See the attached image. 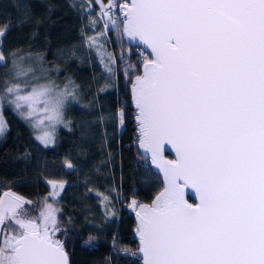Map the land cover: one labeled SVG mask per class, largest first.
Listing matches in <instances>:
<instances>
[{
  "label": "snow or ice",
  "instance_id": "snow-or-ice-1",
  "mask_svg": "<svg viewBox=\"0 0 264 264\" xmlns=\"http://www.w3.org/2000/svg\"><path fill=\"white\" fill-rule=\"evenodd\" d=\"M100 7L119 30L109 15L118 7L123 35L151 49L132 82L140 147L164 179L150 206L132 202L144 264H264V0H101ZM5 33L6 26L0 41ZM23 61L0 50V134L5 104L26 108L25 119L43 113L33 126L47 120L51 128L66 123V101L76 98L74 86L31 84ZM53 133L37 139L48 145ZM165 144L176 159L164 158ZM187 187L198 204L185 199ZM63 189L53 183L48 198ZM26 205L35 207L0 195V264H69L55 238L57 209L46 203L32 216Z\"/></svg>",
  "mask_w": 264,
  "mask_h": 264
},
{
  "label": "trees",
  "instance_id": "trees-1",
  "mask_svg": "<svg viewBox=\"0 0 264 264\" xmlns=\"http://www.w3.org/2000/svg\"><path fill=\"white\" fill-rule=\"evenodd\" d=\"M100 3L0 0V30L6 26L0 50L6 57L16 52L24 61L39 60L43 81L74 86L76 96L68 98L67 124L56 129L51 146L41 145L29 125L4 105L0 195L13 190L25 196L35 205L28 206L32 216L46 203L55 206L61 229L55 238L69 264H141L135 238L139 208L132 202L152 204L162 188L140 149L131 100L132 82L142 74L147 53L123 35L119 8L109 13L120 24L117 30ZM66 49L73 51L60 58ZM4 79L0 69V90ZM51 181L64 184L55 199L48 198Z\"/></svg>",
  "mask_w": 264,
  "mask_h": 264
},
{
  "label": "rangeland",
  "instance_id": "rangeland-1",
  "mask_svg": "<svg viewBox=\"0 0 264 264\" xmlns=\"http://www.w3.org/2000/svg\"><path fill=\"white\" fill-rule=\"evenodd\" d=\"M109 4H112V0H108V1L105 3V5H109ZM110 16H111V15H110ZM105 17H106L107 20L109 19L108 16H105ZM81 48H82V46H79L78 49H81ZM72 51H73L72 49H66V50H64V51H62V52H60V53H58V55L60 56V58H63V57L68 56ZM67 54H68V55H67ZM23 63H24V66H25V67L30 66L31 69H32V72H30L29 75H28L27 77H25V79H28L29 82H30L31 84H33V85H41V84H47V83H48V82L43 81V79H42L43 74H42V72H41V70H40V69L42 68V66H41V62H39V60L36 59V60H34V61H32V62L23 61ZM54 83H55V82H54ZM55 84L58 85L60 89H64L65 86H66V85H59V84H57V83H55ZM69 89H70V87H69ZM66 102H68V101H66ZM66 104H67V103H66ZM5 105H6V104H5ZM6 106H7L8 108L12 109L13 111H15V112H16V113H17V114H18V115H19V116H20V117H21V118H22V119H23V120L29 125V127H30V128L33 130V132H34L36 139H37V136H38V135L42 134V131H44V130H47V131H53V129H54V133H53V135H54V140H55V132H56V129H57L58 127H60V126H66V124H67V121H66V119H65V122H66V123H56V124H53V126H52L51 128H49L48 125L51 124L52 122L45 120L44 125H40L39 127H34L33 125L36 124V123L39 121V119L42 117L43 113H41V112L38 111L36 115H33V116L28 117L27 119H25V118H23V117L21 116L20 113H21L22 111L26 112V111H27L26 108L17 110V109H15L13 106H9V105H6ZM39 107H42V105H40ZM65 109H66V107H65ZM65 109H64V114H65ZM64 116H65V115H64ZM3 118H4V116H3ZM4 120H5V118H4ZM4 133H5V132H4ZM4 133H3V134H4ZM3 134H0V137H1ZM54 140H53L52 143H50V144H48V145H45V144L41 143L40 140L37 139V141H38L41 145H43V146H51V145L54 143ZM53 183L59 184L58 182H52V181H51V182L49 183V185H50V187H51V192L53 191ZM6 192H12V193L16 194L17 196H20V197H23V198L27 199L25 196H23V195H21V194L15 192V191H13V190H8V191H6ZM55 198H57V197H54L53 199H55ZM27 200H29V199H27ZM52 206H53V205H52ZM25 207H28V206H25ZM53 207L56 208L55 206H53ZM138 211H139V209H138Z\"/></svg>",
  "mask_w": 264,
  "mask_h": 264
},
{
  "label": "water",
  "instance_id": "water-1",
  "mask_svg": "<svg viewBox=\"0 0 264 264\" xmlns=\"http://www.w3.org/2000/svg\"><path fill=\"white\" fill-rule=\"evenodd\" d=\"M127 2H130V0H124V2L121 5H123L124 3H127ZM119 11H120V9H119ZM120 14H121V16L124 19L123 12L120 11ZM135 42H136L137 46L140 47L145 53L149 54L151 52V49L147 48L146 45H144L143 43L139 42L138 38L135 40ZM142 74H143V72H142ZM131 100H132L133 106L135 108V113L137 115L138 109L135 106L132 88H131ZM138 136H140L139 131H138ZM140 149L144 153V156L146 158L150 159L153 172L156 173L159 176V178H160L162 188H161V190L159 192H161L163 190V187H164L163 173H162V171L155 164L152 163L151 153L150 152H147L144 148H141L140 147ZM163 155H164V158L167 159V160H174V159H176L175 149L170 144H165L164 145V153H163ZM159 192L157 193V195L159 194ZM184 197L187 200V202L190 203V204L195 205V204H198L199 203L198 194L196 193L195 189H193L191 187H187V188L184 189ZM189 198L192 201H190ZM145 205H149L150 206L151 204H148L147 203ZM136 219H137V226H138L139 220L137 218V215H136ZM135 238H136V241H137V244H138V256L140 257V262H141V264H144V256H143V253L140 252L141 244H140V238H139V235H138V231L135 234Z\"/></svg>",
  "mask_w": 264,
  "mask_h": 264
},
{
  "label": "crops",
  "instance_id": "crops-1",
  "mask_svg": "<svg viewBox=\"0 0 264 264\" xmlns=\"http://www.w3.org/2000/svg\"><path fill=\"white\" fill-rule=\"evenodd\" d=\"M4 193H5V192H4ZM4 193H3V194H4Z\"/></svg>",
  "mask_w": 264,
  "mask_h": 264
}]
</instances>
